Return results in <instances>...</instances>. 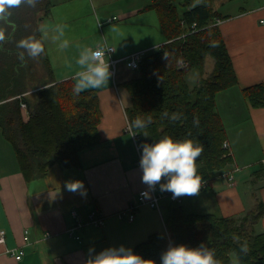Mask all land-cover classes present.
Here are the masks:
<instances>
[{
  "label": "trees",
  "instance_id": "trees-1",
  "mask_svg": "<svg viewBox=\"0 0 264 264\" xmlns=\"http://www.w3.org/2000/svg\"><path fill=\"white\" fill-rule=\"evenodd\" d=\"M214 1L152 0L145 6V10L158 13L166 41L149 50L140 61L137 75L122 83L131 98L126 108L130 124L137 118L150 121L145 129L136 130L141 139L147 132L153 142L169 135L173 139L191 138L203 145L197 160L203 180H210L214 171L233 161L232 154L223 147L227 129L217 96L233 87L237 77L217 23L226 16L214 8ZM53 5L52 0H41L35 8L14 9L11 19L17 26L15 32L0 25L7 36L0 48V128L27 179L46 175L55 163L79 166L80 152L101 140L102 112L97 91L77 96L72 92V78L58 80L45 40V54L38 59L26 55V65L21 66L17 58L22 50L16 42L29 35L39 38V18L49 15ZM208 56L215 60L212 73L209 77L201 75L191 88L187 72L192 68L204 71ZM243 92L253 106H264V81L245 87ZM174 112L183 113V118L173 123L164 114ZM194 118H198V126L193 124ZM263 213L258 205L242 219L187 214L180 203H173L166 227L173 244L197 247L203 242L215 250L222 264H232V254L239 255V264H264V232L255 229ZM168 235L165 231L154 232L139 242L134 252L160 264L161 253L170 243ZM244 241L250 249L246 255L240 253Z\"/></svg>",
  "mask_w": 264,
  "mask_h": 264
},
{
  "label": "crops",
  "instance_id": "crops-1",
  "mask_svg": "<svg viewBox=\"0 0 264 264\" xmlns=\"http://www.w3.org/2000/svg\"><path fill=\"white\" fill-rule=\"evenodd\" d=\"M52 1L50 14L41 17L39 22L40 27L48 28V32L57 25L50 19L52 11L56 12L68 3L67 0L64 4L59 3L61 0ZM243 1V4H225L224 12L218 10L226 16L218 24L237 77V83L228 90L230 95L225 94V89L217 96L233 161L214 171L209 186L200 190L199 195L180 197L187 214L242 219L258 205L264 211V106H253L243 92L245 87L264 81V23L261 22L264 0ZM92 2L89 0V6ZM151 2L126 7L123 16L146 11L145 6ZM159 29L152 40L139 47L126 46L127 40L119 44L111 42L116 49L114 55L123 57L142 50L140 48L151 50L160 46L166 36L161 26ZM95 44L90 42L87 47L99 43ZM77 49L79 53L80 49ZM50 61L58 80L72 78L75 71H63L58 76L52 59ZM214 66L215 60L212 71ZM128 69L121 63L117 76H111L105 88L96 90L102 112L101 140L80 152L79 166L65 167L55 163L46 175L27 179L12 145L0 128V229L6 230V240L0 243V264H85L90 247L97 252L120 245L133 250L152 233L163 232L161 222L164 217L155 208L140 209L132 221L128 217L130 203L141 189L147 187L141 182L142 171L137 163L134 138L127 129L126 108L131 105V98L122 83L133 77ZM121 88L127 92V103ZM25 115L27 119L28 115ZM73 180L83 181L86 196L79 191L67 190L66 182ZM165 206L170 216L173 203L170 201ZM189 206L193 211L186 210ZM73 209L82 221H87L92 211L100 210L105 214V224L100 227L87 224L77 229L80 238L71 236L67 228L75 221ZM120 212H124L126 221L119 216ZM255 229L264 232V213ZM26 230L29 231L28 240L24 238ZM164 231L168 233L167 227ZM19 248L24 250V255L17 260L10 250Z\"/></svg>",
  "mask_w": 264,
  "mask_h": 264
},
{
  "label": "clouds",
  "instance_id": "clouds-1",
  "mask_svg": "<svg viewBox=\"0 0 264 264\" xmlns=\"http://www.w3.org/2000/svg\"><path fill=\"white\" fill-rule=\"evenodd\" d=\"M41 0H0V25H7L13 32L16 24L11 19L12 12L21 6L35 8ZM66 25H56L54 31L57 35L53 38L58 41V50L63 52L70 47V41L65 38ZM40 37L29 35L16 42V47L21 49L17 53V58L21 66L26 65L25 56L32 60L38 59L45 54L44 40L47 38L48 28L41 25ZM6 31L0 27V48L6 41ZM116 49L112 48L107 41L95 47H83L79 50L75 63L78 70L72 76V92L79 96L82 92L89 90H99L105 88L112 76L110 71L109 53ZM164 116L171 122L180 121L183 113L174 112L170 116ZM150 121L137 118L132 121L130 128L134 137L136 130L145 129ZM193 124L198 126V118L193 119ZM147 137V133L143 134ZM141 158L139 166L142 171L141 182L147 189L141 192L144 198H151V193L159 185L161 192L172 193L173 198L182 196H197L204 184L203 177L198 174L197 160L202 155L204 147L202 144L191 138L173 139L169 135L162 136L153 143H142ZM66 188L70 192L79 191L82 196L87 195V189L83 181L73 180L66 182ZM247 241L240 244V253L249 252ZM240 257L236 256L234 264H239ZM85 264H156L153 259H145L135 253L131 248L120 245L118 247H107L99 252L94 247H90L88 258ZM160 264H222L216 257L214 249L209 248L205 243L197 247H189L185 244L169 243L165 251L161 253Z\"/></svg>",
  "mask_w": 264,
  "mask_h": 264
},
{
  "label": "rangeland",
  "instance_id": "rangeland-1",
  "mask_svg": "<svg viewBox=\"0 0 264 264\" xmlns=\"http://www.w3.org/2000/svg\"><path fill=\"white\" fill-rule=\"evenodd\" d=\"M64 0L59 3L64 4ZM92 5L89 6V0H67V4L61 5L58 11H52L50 19L54 20L57 25H66L65 27V38L70 41V47L61 52L58 50V41H54V37L57 33L53 30L47 33V38L45 39V44L47 45V51L50 59H52L54 66L56 68V73L58 76L61 75L63 71L67 73L68 71L78 70V66L75 61L78 58V49L88 46L90 42L101 44L104 41L108 43L117 42L124 43L126 46L139 47L144 45V43L152 40L160 30L159 16L156 10H146L142 12H137L131 16H123L124 8H129L133 5H145L151 0H92ZM231 2L244 3L243 0L231 1V0H215V7L217 10L224 12L223 9L225 4H233ZM237 3V4H238ZM179 5V3H178ZM53 16V17H52ZM115 16V17H114ZM110 18V19H108ZM39 18V22H40ZM110 40V41H109ZM95 44V45H96ZM112 45V44H111ZM72 48V49H71ZM138 49V48H137ZM135 49V50H137ZM143 50V48H140ZM153 50V49H151ZM150 50V51H151ZM141 51V50H137ZM36 64V63H35ZM38 64V63H37ZM35 65L38 67V65ZM125 64V63H124ZM126 65V64H125ZM214 65V58L208 56L205 61L204 71L198 68H192L186 74V79L191 88H194L197 84L198 78L201 75L209 77L212 73V68ZM127 66V65H126ZM128 67V66H127ZM129 68V67H128ZM38 69V68H37ZM129 70V75L136 76L137 70ZM117 76V75H116ZM231 88V87H230ZM230 88L226 89L225 94L230 95ZM123 89V88H121ZM123 91L124 100L127 103L129 97L127 92ZM121 91V92H122ZM223 91V90H222ZM221 96V94H220ZM147 133V132H143ZM142 134V135H143ZM143 143H151L148 136L142 137ZM230 154L231 148H230ZM167 196L161 201V212L164 217L162 223V231L166 230V220L168 219V209L165 205L170 203V198L168 196L169 192H164ZM190 198L192 196H189ZM172 202V201H171ZM180 204H183L182 202ZM146 208H150L147 205L137 209L135 216L138 215L139 211H143ZM141 209V210H140ZM191 206L187 208V211H193ZM145 211V210H144ZM125 214H123V218ZM126 221V218H124ZM170 242L172 243L171 233L168 232ZM146 240V239H145ZM136 246V245H135ZM135 249V247H134ZM133 249V251H134ZM234 261L236 256L232 254Z\"/></svg>",
  "mask_w": 264,
  "mask_h": 264
},
{
  "label": "built area",
  "instance_id": "built-area-1",
  "mask_svg": "<svg viewBox=\"0 0 264 264\" xmlns=\"http://www.w3.org/2000/svg\"><path fill=\"white\" fill-rule=\"evenodd\" d=\"M220 21H221V19H218L217 23H219ZM261 22L264 23V19H262ZM193 26H195V24ZM108 44L112 48H115V46L111 45L110 43H108ZM148 51L149 50L135 51V52H132L131 54H128V55L123 56V57L115 56L114 55L115 51L109 53L108 55H109L110 71L113 73L112 76L116 77L118 70H119V66L121 63H125L132 70H137L139 68L141 59L143 58V56ZM23 106L25 107L26 105L24 104ZM130 125L131 124L129 122L127 129L131 132V134H133V130L130 128ZM133 138H134V142H135V146H136V150H137V154H138L137 163L139 165V161L141 158V149L139 148V145L142 144L143 141H142L139 133H137ZM223 147L226 148L228 151H230V144H229L228 140L224 141ZM209 184H210L209 180H204V184H203L201 190L207 188L209 186ZM146 189H147V187L141 189L138 192L134 201L130 203V205L128 207L129 220H131V221L134 220L135 213H136L137 209H139L140 207L145 206V205L161 211V201L167 195L164 192H161L159 189V185H157L156 190L151 193V198H144L141 196V192L145 191ZM168 196H169L170 200L172 201V203H181L182 202V199L180 197L179 198H173L172 193H169ZM123 213L120 212L119 216L123 217ZM72 216L74 217L75 221L67 228V232L71 236H75L77 238H80V236L78 234H76V231L78 228H81L87 224L94 225L97 227L103 226L105 224V214L100 210L92 211L89 214L87 221H82L79 218L76 209L72 210ZM28 232H29L28 230L25 231V233H26L25 237H24L25 240H28ZM5 240H6V230L0 229V243H4ZM10 252L15 256V258L17 260L22 259L23 255H24V250L22 248L11 249Z\"/></svg>",
  "mask_w": 264,
  "mask_h": 264
}]
</instances>
